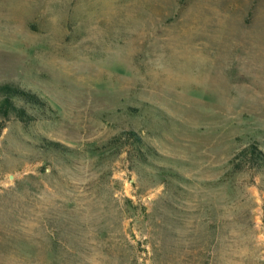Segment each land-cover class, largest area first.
<instances>
[{
    "label": "rangeland",
    "instance_id": "1",
    "mask_svg": "<svg viewBox=\"0 0 264 264\" xmlns=\"http://www.w3.org/2000/svg\"><path fill=\"white\" fill-rule=\"evenodd\" d=\"M6 83L0 264H264V0H0Z\"/></svg>",
    "mask_w": 264,
    "mask_h": 264
},
{
    "label": "trees",
    "instance_id": "2",
    "mask_svg": "<svg viewBox=\"0 0 264 264\" xmlns=\"http://www.w3.org/2000/svg\"><path fill=\"white\" fill-rule=\"evenodd\" d=\"M0 95V119L3 121L0 128L10 118H16L23 123H28L34 119V116L27 112L24 106L17 104V100L40 109L46 106V102L40 96L14 84H0ZM127 133L129 136H134L132 131L121 134ZM230 162L239 166L249 165L264 168V154L255 143H250L237 151Z\"/></svg>",
    "mask_w": 264,
    "mask_h": 264
}]
</instances>
